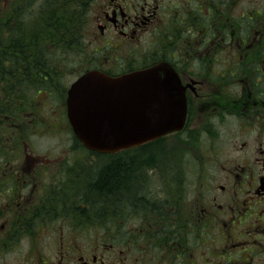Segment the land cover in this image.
I'll return each mask as SVG.
<instances>
[{
    "label": "flooded vegetation",
    "instance_id": "obj_1",
    "mask_svg": "<svg viewBox=\"0 0 264 264\" xmlns=\"http://www.w3.org/2000/svg\"><path fill=\"white\" fill-rule=\"evenodd\" d=\"M28 3L0 0V28L7 19L21 35L15 15ZM75 3L87 14L78 59L9 54L0 70L11 94L0 97V264H264V0ZM76 62V78L167 66L154 82L169 74L170 94L131 96L130 112L152 103L148 116L163 124L178 106L181 128L129 149H85L66 116L73 80L60 83ZM32 137L55 143L39 149ZM186 153L200 158L192 183L152 181L159 166L181 171ZM126 159L137 165L131 193L97 192L99 172Z\"/></svg>",
    "mask_w": 264,
    "mask_h": 264
},
{
    "label": "water",
    "instance_id": "obj_2",
    "mask_svg": "<svg viewBox=\"0 0 264 264\" xmlns=\"http://www.w3.org/2000/svg\"><path fill=\"white\" fill-rule=\"evenodd\" d=\"M159 70L169 69L161 65L118 78L90 71L71 84L66 101L68 119L73 133L86 149L102 153L127 149L181 128L183 112L178 106L171 108L173 111L166 110L177 115L163 124H155L156 117L148 116L155 110L152 103L141 104L136 117L130 112L131 96L155 91L159 96L170 94L168 88H162L171 85L169 74L164 75V85L154 82L160 81L155 72ZM140 87L145 88L140 90ZM160 109L163 111L162 105Z\"/></svg>",
    "mask_w": 264,
    "mask_h": 264
},
{
    "label": "trees",
    "instance_id": "obj_3",
    "mask_svg": "<svg viewBox=\"0 0 264 264\" xmlns=\"http://www.w3.org/2000/svg\"><path fill=\"white\" fill-rule=\"evenodd\" d=\"M54 19L50 21L47 26H54L48 31L46 27L44 28L43 23L40 21L37 23L38 28L26 29V33L23 34V37L17 36L14 37L10 35L7 29L3 30L5 27L0 29V70H9L6 61L8 60L9 54H54L58 52L59 47L54 44L64 48L70 49L71 46L78 48L80 43L79 37L82 31V27L79 25L72 27V18L74 13L72 9H69L68 6L60 7V16L55 12L58 9H53ZM71 18V19H70ZM81 17H78L80 20ZM64 20L65 23H64ZM44 29L46 32H44ZM59 33L62 35L59 36ZM76 33V35H75ZM16 39L15 42H12L10 39ZM46 39V40H45ZM44 40V41H42ZM78 40V41H77ZM25 45H28L27 50H25ZM76 51V50H75ZM11 52V53H10ZM19 62V59L17 60ZM34 69H38L37 67ZM31 84V83H30ZM32 85V84H31ZM11 94L3 93L0 91V97H7ZM137 165L134 161H114L107 166H105L97 175L96 180L94 181V188L97 192L104 194L107 192H112L114 195L130 194V176L133 173L134 167ZM132 190V189H131Z\"/></svg>",
    "mask_w": 264,
    "mask_h": 264
},
{
    "label": "rangeland",
    "instance_id": "obj_4",
    "mask_svg": "<svg viewBox=\"0 0 264 264\" xmlns=\"http://www.w3.org/2000/svg\"><path fill=\"white\" fill-rule=\"evenodd\" d=\"M29 1L31 2L30 5L28 3L25 6L26 7L25 9L22 8L21 9L22 11L15 15V21L18 22V25L21 24L25 28L29 29V31L32 29L34 30L38 28L37 23L41 21L43 23L44 28L46 27V29L49 31L50 28H53L54 26H47L46 24H48L50 21L54 19V15L52 14L54 13L53 9H58L55 12L60 16L61 13L59 9L61 6H65V7L69 6L70 9L73 6L74 8H76L77 3L74 4V2H78L79 0L77 1L76 0H29ZM45 2H46L47 9L44 12H41L44 6L40 8L39 5L40 6L42 4L45 5ZM73 17L75 18V15H73ZM86 19H87V14L83 16V22L81 24L83 32L84 31L87 32ZM65 21L66 20H64V23ZM75 29H76V26H75ZM44 32H46L45 29H44ZM25 48H28V45H25ZM64 53L68 55V58L78 59L76 52L73 51L72 49H68ZM0 58H2L1 54H0ZM82 68L83 66L80 65V62L78 63L76 62L74 66H72L69 63L68 66L65 68V71H63V76L65 77H63V80L62 79L60 80V83L62 85L63 83L68 85L78 73L83 71ZM51 98H55L56 104L63 101V96L61 93L51 95ZM62 137L65 139L66 138L65 134H62ZM32 139H35V138L32 137ZM49 139H50L49 137H42L41 139H35L33 142L35 143L36 148L49 149V148H52L55 143L54 139H50V140ZM195 158L197 159V161H195ZM199 160H200L199 156H197L195 153H192V154L186 153L184 156H181L179 160H176L179 162V165L181 166V171L177 169L168 171L167 168L170 166V164L166 165L165 164L166 162L160 163V165H166V166H159L158 170H156L152 176V181H155L156 183H158V185H162L164 183L172 182V181H179V182L185 183V184H181L183 186L186 184L192 183L195 180L194 176L198 174L196 167L198 165L197 163H199ZM195 165L196 167L191 169ZM178 171L180 173H176Z\"/></svg>",
    "mask_w": 264,
    "mask_h": 264
},
{
    "label": "bare ground",
    "instance_id": "obj_5",
    "mask_svg": "<svg viewBox=\"0 0 264 264\" xmlns=\"http://www.w3.org/2000/svg\"><path fill=\"white\" fill-rule=\"evenodd\" d=\"M163 97V96H162ZM160 105V104H159Z\"/></svg>",
    "mask_w": 264,
    "mask_h": 264
}]
</instances>
